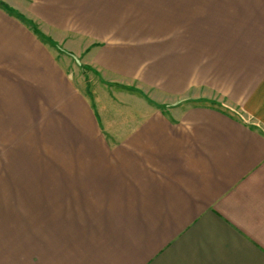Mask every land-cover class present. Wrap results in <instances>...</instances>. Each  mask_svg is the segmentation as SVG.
<instances>
[{
    "label": "crops",
    "instance_id": "1",
    "mask_svg": "<svg viewBox=\"0 0 264 264\" xmlns=\"http://www.w3.org/2000/svg\"><path fill=\"white\" fill-rule=\"evenodd\" d=\"M4 1L100 82L93 108L0 8L1 74L37 109L60 97L36 119L75 183L17 212L13 264H264V0Z\"/></svg>",
    "mask_w": 264,
    "mask_h": 264
},
{
    "label": "rangeland",
    "instance_id": "2",
    "mask_svg": "<svg viewBox=\"0 0 264 264\" xmlns=\"http://www.w3.org/2000/svg\"><path fill=\"white\" fill-rule=\"evenodd\" d=\"M33 22L44 37L51 38L63 49L44 43L51 54L58 57L62 69L68 71V67L69 74L79 81L82 91L85 93L87 86L96 90L100 84L99 77L90 72V66L83 65L87 61L85 53L81 52L84 46L76 45L75 40L70 39L74 44L69 46L68 42H63L62 33L52 34L40 23ZM9 77L0 71V264H13V231H16L13 219L20 214L17 213L19 211H23L21 215L25 217L27 200L29 202L32 197L39 200L41 192H75L74 165L69 164L72 159L68 158L69 145L66 140L57 144L56 137L52 140L53 130L59 128L58 124H47L50 132L44 135L41 132L42 120L38 122L36 119L40 114L52 115L60 106V97L37 109L38 105L35 106L34 101L28 100L24 94L27 93L25 85L14 87L13 77ZM17 87H22L23 91L15 89ZM36 88L40 89V84ZM154 93V90H149L146 98L160 107V100L152 98Z\"/></svg>",
    "mask_w": 264,
    "mask_h": 264
},
{
    "label": "trees",
    "instance_id": "3",
    "mask_svg": "<svg viewBox=\"0 0 264 264\" xmlns=\"http://www.w3.org/2000/svg\"><path fill=\"white\" fill-rule=\"evenodd\" d=\"M0 8H2L3 10H5L7 13H9L10 15L18 18L19 20H21L23 23H25L27 26H29V28L33 31V33L39 37V39L43 42V43H49L51 46H57L61 51H63V49H61L58 45L57 42H55L54 40H52L51 38H46L43 36V34H41V32L37 29V27L35 26L36 24L28 19L25 15H23L22 13L18 12L15 8H13L9 3L5 2L4 0H0ZM87 94L89 95L90 99H91V103L93 105V108H95V103H94V99H93V93L91 91V88L89 86H87L86 89Z\"/></svg>",
    "mask_w": 264,
    "mask_h": 264
}]
</instances>
